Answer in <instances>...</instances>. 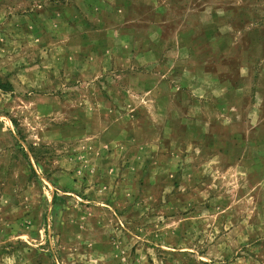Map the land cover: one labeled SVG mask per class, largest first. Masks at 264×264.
<instances>
[{"label": "rangeland", "instance_id": "1", "mask_svg": "<svg viewBox=\"0 0 264 264\" xmlns=\"http://www.w3.org/2000/svg\"><path fill=\"white\" fill-rule=\"evenodd\" d=\"M0 264H264V0H0Z\"/></svg>", "mask_w": 264, "mask_h": 264}, {"label": "crops", "instance_id": "2", "mask_svg": "<svg viewBox=\"0 0 264 264\" xmlns=\"http://www.w3.org/2000/svg\"><path fill=\"white\" fill-rule=\"evenodd\" d=\"M261 73V72H260Z\"/></svg>", "mask_w": 264, "mask_h": 264}]
</instances>
